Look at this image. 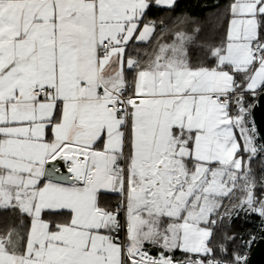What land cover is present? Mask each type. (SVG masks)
Returning <instances> with one entry per match:
<instances>
[{
    "label": "snow or ice",
    "instance_id": "snow-or-ice-1",
    "mask_svg": "<svg viewBox=\"0 0 264 264\" xmlns=\"http://www.w3.org/2000/svg\"><path fill=\"white\" fill-rule=\"evenodd\" d=\"M176 3L0 0V264H246L264 0L207 36Z\"/></svg>",
    "mask_w": 264,
    "mask_h": 264
},
{
    "label": "trees",
    "instance_id": "trees-1",
    "mask_svg": "<svg viewBox=\"0 0 264 264\" xmlns=\"http://www.w3.org/2000/svg\"><path fill=\"white\" fill-rule=\"evenodd\" d=\"M228 2L229 0H177L174 10L153 8L148 15L149 18L157 21V31H159V21L163 20L164 26L172 28L174 26L175 17L187 13L191 17V20L186 22L185 25H180V27L191 29L199 25L203 28V34L207 36L214 31H219L221 33L224 31L226 22L223 20L221 13ZM217 5L218 7H216ZM175 24H179V21H175ZM152 43H154V41H152ZM142 47H147L148 50L151 51L149 45H143ZM249 99L254 103L257 97L254 100L253 98ZM261 157H264V154H260V156L252 162V169L256 174L257 180H259L261 176H264V159ZM243 217L244 214L241 213V218H233L231 225H229L227 218H225L221 226V232H227L228 235L236 233L247 239L248 233H252L254 222L258 216L253 215L249 217L248 222H246ZM235 243L238 246L240 243L239 239Z\"/></svg>",
    "mask_w": 264,
    "mask_h": 264
},
{
    "label": "water",
    "instance_id": "water-1",
    "mask_svg": "<svg viewBox=\"0 0 264 264\" xmlns=\"http://www.w3.org/2000/svg\"><path fill=\"white\" fill-rule=\"evenodd\" d=\"M252 110V118L255 121L257 131L264 143V96L257 97ZM246 264H264V233L254 244L250 251Z\"/></svg>",
    "mask_w": 264,
    "mask_h": 264
},
{
    "label": "built area",
    "instance_id": "built-area-1",
    "mask_svg": "<svg viewBox=\"0 0 264 264\" xmlns=\"http://www.w3.org/2000/svg\"><path fill=\"white\" fill-rule=\"evenodd\" d=\"M256 143L259 145L260 143H263L258 131H257V141ZM260 218L258 217L253 225L252 233L256 235V240L251 244L250 248L247 249V260L250 254L251 249L253 248L254 244L257 242V240L261 237V230H260ZM247 263V262H246Z\"/></svg>",
    "mask_w": 264,
    "mask_h": 264
}]
</instances>
